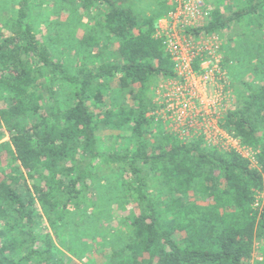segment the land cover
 I'll list each match as a JSON object with an SVG mask.
<instances>
[{"label":"trees","instance_id":"trees-1","mask_svg":"<svg viewBox=\"0 0 264 264\" xmlns=\"http://www.w3.org/2000/svg\"><path fill=\"white\" fill-rule=\"evenodd\" d=\"M230 1L231 11L216 8L189 31L220 34L248 19L264 35V0ZM73 2L101 15L78 39L96 66L57 58L28 0L0 39V134L9 136L0 144V264H72L58 246L84 264H250L264 238V204L253 207L264 187V78L221 121L255 150L257 166L203 137L153 136V83L176 76L156 19L128 0ZM114 82L124 100L110 106ZM102 129L131 146L104 151ZM127 200L128 214H114Z\"/></svg>","mask_w":264,"mask_h":264},{"label":"rangeland","instance_id":"rangeland-1","mask_svg":"<svg viewBox=\"0 0 264 264\" xmlns=\"http://www.w3.org/2000/svg\"><path fill=\"white\" fill-rule=\"evenodd\" d=\"M19 1L0 0V39L5 33L12 30L13 22L17 16ZM73 1L28 0V6H32L30 20L33 22L43 42L48 44L55 56L66 62L70 68L76 69L83 62L88 67H94L100 61L95 57L90 58L92 56L90 53L85 54L88 55L85 56L88 59L82 57L84 52H81L78 39L84 35L86 27L93 25L101 15L97 11H94L85 16L83 10L77 8L78 2ZM176 1L128 0L129 4L141 15L153 16L156 19V25L161 22L160 20L166 18L169 12L176 6ZM230 2V0H207L210 13L216 8L226 10L227 12L231 11ZM247 22L248 19L239 24H233L222 33H218L228 68L227 87L230 91V101L227 105L228 111L239 107L240 98L248 92L250 87L259 86L262 78H264V68L262 66V62H264V35L258 31L256 25L253 24V28L248 27ZM255 66L258 67L255 68ZM168 80V77L155 79L151 90L153 103L160 96L161 90ZM106 100L110 106H117L124 100L118 83L114 82L112 84ZM153 129H155L152 133L153 136H156L160 131H165L163 125L156 121ZM115 134L120 133L111 129L99 131L100 146L104 151L117 152L131 146L127 138L117 137ZM124 134L126 135L127 133ZM3 142H9L7 133L0 134V144ZM5 153V158L9 157L8 153ZM248 156H250L252 164L257 166V161L253 158L255 156L254 149L250 150ZM133 207L134 203L131 200H127L125 210L117 211L115 209L114 214L126 215ZM117 224V220H112L108 223L109 226ZM57 253L62 257L65 256L67 261L72 264H84L60 246H58ZM96 258L99 261L101 255H96ZM250 264H264V238L256 240L255 251Z\"/></svg>","mask_w":264,"mask_h":264},{"label":"built area","instance_id":"built-area-1","mask_svg":"<svg viewBox=\"0 0 264 264\" xmlns=\"http://www.w3.org/2000/svg\"><path fill=\"white\" fill-rule=\"evenodd\" d=\"M208 7L207 0H177L156 25V34L164 39L175 63L176 76L168 77L148 116L183 141L203 137L209 145L224 151L235 149L250 159L248 154L253 148L242 145L221 125L228 112L230 91L219 35L189 31L205 23L210 16ZM255 198L253 207L261 209L264 187L257 190Z\"/></svg>","mask_w":264,"mask_h":264}]
</instances>
